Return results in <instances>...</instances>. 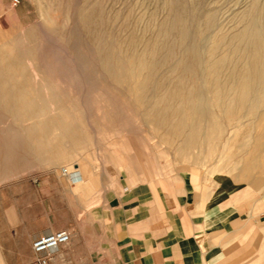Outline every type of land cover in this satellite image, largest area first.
<instances>
[{"label": "rangeland", "instance_id": "1", "mask_svg": "<svg viewBox=\"0 0 264 264\" xmlns=\"http://www.w3.org/2000/svg\"><path fill=\"white\" fill-rule=\"evenodd\" d=\"M12 1L0 0V29L8 34L0 58L29 49L26 60L22 61L24 79L19 81L18 75L12 71L14 79L31 98L36 100L41 95L36 101H45L43 116L54 123L64 121L75 126L71 134L80 142L75 146L69 144V134L56 127L42 137L51 143H59V152L55 155L48 150L29 153L21 126L31 121L18 122L0 108V264H28L34 258L31 250L34 235L29 230L35 225V218L44 214L45 200L37 189V181L45 175H63L62 168L72 170L73 164L77 163L105 176L124 173L179 179L190 176L198 190L212 191L217 178L223 179L225 173L223 169L211 172V161L207 160L219 158L222 154L223 157L234 154L238 160L242 158L239 138L230 147L224 145L236 129L250 123L252 137L264 142V132L263 135L260 133L264 126V104L252 110L250 116L253 118L229 120L224 112L226 100L217 105L211 92L202 84L200 91L205 95L202 108L219 125L211 149L205 146L207 140L200 133L195 136V144L184 155L180 154L176 150L179 137L165 140L162 131L156 130L148 116L141 112L143 106L137 102L134 91L138 75L131 73L130 59L118 52L116 45L117 39L129 32L125 25L128 17L145 14L151 9L156 10L158 18L162 17L164 9L158 0H18L16 5ZM192 1L186 0L196 18L189 23V31H194L197 21L202 20L206 7H213L216 13L217 20L211 29L197 36L192 32L189 37L188 43L195 42L203 51L209 46L216 29L229 32L238 27L239 23L234 19L246 10L250 0ZM89 10L92 12L91 21L102 31L94 40L86 37L81 23V14ZM133 29L137 34L142 33L140 26ZM27 30L29 36L25 38ZM150 33L154 34L152 29L145 32L147 36H153ZM175 51H172L173 61L178 57ZM186 78L189 80L187 85L191 84L193 76ZM152 100V103L160 104L159 98L153 97ZM197 124L199 131L207 129L206 119L198 120ZM247 150L253 154L254 161L263 158L251 144ZM253 177L237 180L235 188L255 181ZM258 182L261 190L264 189V174Z\"/></svg>", "mask_w": 264, "mask_h": 264}, {"label": "crops", "instance_id": "2", "mask_svg": "<svg viewBox=\"0 0 264 264\" xmlns=\"http://www.w3.org/2000/svg\"><path fill=\"white\" fill-rule=\"evenodd\" d=\"M258 151L262 160L247 166L234 154L207 160L211 172L225 173L212 191L190 176H105L74 163L76 183L58 174L37 181L45 210L29 233L69 232L52 264H264V147Z\"/></svg>", "mask_w": 264, "mask_h": 264}, {"label": "bare ground", "instance_id": "3", "mask_svg": "<svg viewBox=\"0 0 264 264\" xmlns=\"http://www.w3.org/2000/svg\"><path fill=\"white\" fill-rule=\"evenodd\" d=\"M158 4L164 9V14L160 18L157 17L156 10L151 9L146 10L145 14L138 13L133 18L126 19L125 25L129 27V32L122 39L119 35L117 51L130 59L131 73L139 77L136 78L138 83L134 85L135 96L137 102L143 106L141 112L145 113L156 127L153 128L160 129L163 138L167 141H171L176 136L179 137L176 150L180 154L184 155L189 147L195 144V136L200 133L207 140L205 146L211 149L215 142V134L219 132V125L218 121L216 122L202 108L205 95L200 91L201 84L211 92L217 105L226 100L224 112L229 120L250 116L256 106L264 104V1L250 0L246 10L243 9L245 11L239 12L240 14L234 19L238 21V27L229 32L216 29L211 35L209 46L203 51L195 42L188 43V40L192 32L197 36L215 25L217 19L214 8L206 7L202 12V20H196L194 31L191 32L189 23L195 15L194 11L192 12L193 8L189 7L186 0H158ZM91 15L90 10L82 13L81 23L86 37L94 40L101 36L102 31L100 32L98 26L93 23L94 21H91ZM135 26L141 27V34L135 33L133 29ZM148 29L153 30L154 34L150 33L153 36L145 34ZM7 35L6 31L0 29V52L5 45ZM28 36L29 30L24 34L25 38ZM173 49L178 53L174 61L171 59ZM27 54H29V49L25 48L17 55L0 58V108L18 122L28 119L31 121L21 126L26 135L25 148L29 153L33 150L41 152L48 150L55 155L61 150L60 144L51 143L42 137L51 129L57 127L62 133H68V142L73 146L79 144L80 139L71 134L75 126L64 121L54 123L49 117L43 116L46 108L45 101H36L41 95H38L36 100L33 99L34 97L31 98L19 83L24 79L25 70L22 61L26 60ZM12 71L18 75L19 81L14 79ZM188 76H193L189 85H187L189 80L186 78ZM153 97L159 98V105L152 103ZM251 116L250 118H253ZM58 117L61 119V116ZM200 119H206L207 129L204 131H199L197 121ZM251 122L254 121L251 120ZM249 124L242 125L240 130L236 129L233 136L224 144L230 147L238 138L241 140L239 147L242 150L241 161L244 166L251 165L254 161L253 154L248 152L247 146L251 144L258 150L264 145L262 140L252 137L250 133L252 128ZM263 132L264 126L260 131L261 135ZM37 134L40 136H36ZM248 137H251V140Z\"/></svg>", "mask_w": 264, "mask_h": 264}, {"label": "built area", "instance_id": "4", "mask_svg": "<svg viewBox=\"0 0 264 264\" xmlns=\"http://www.w3.org/2000/svg\"><path fill=\"white\" fill-rule=\"evenodd\" d=\"M18 0H13L12 4L16 5ZM69 182L76 183L81 177L79 171L61 169ZM69 240V232L66 229H57L46 231L38 234L31 241V250L34 254V264H52V257L56 249Z\"/></svg>", "mask_w": 264, "mask_h": 264}]
</instances>
